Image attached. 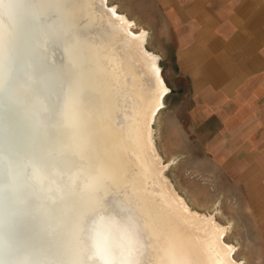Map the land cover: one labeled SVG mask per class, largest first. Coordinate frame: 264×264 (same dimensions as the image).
<instances>
[{"label": "bare ground", "instance_id": "obj_1", "mask_svg": "<svg viewBox=\"0 0 264 264\" xmlns=\"http://www.w3.org/2000/svg\"><path fill=\"white\" fill-rule=\"evenodd\" d=\"M107 1L120 34L84 65L38 33L28 56L13 54L19 21L0 15V264H75L98 200L136 214L143 264H243L224 239L231 225L193 210L166 177L152 126L168 91L160 55Z\"/></svg>", "mask_w": 264, "mask_h": 264}, {"label": "rangeland", "instance_id": "obj_2", "mask_svg": "<svg viewBox=\"0 0 264 264\" xmlns=\"http://www.w3.org/2000/svg\"><path fill=\"white\" fill-rule=\"evenodd\" d=\"M111 3L118 4V10L129 18L141 21L139 24L146 27L150 37L146 49L161 58L160 73L168 91L152 126L160 157L164 164L170 160L166 177L193 210L216 212L218 223L231 225L224 239L235 246V259L243 264H264V232L261 225H256L263 223L264 200L250 196H260L264 184L247 182L257 173L245 165L246 152H232L230 129L217 137L216 121H203V112L194 110L198 105L175 64L166 10L158 0L107 1L108 5ZM256 155L259 158L263 152Z\"/></svg>", "mask_w": 264, "mask_h": 264}, {"label": "crops", "instance_id": "obj_3", "mask_svg": "<svg viewBox=\"0 0 264 264\" xmlns=\"http://www.w3.org/2000/svg\"><path fill=\"white\" fill-rule=\"evenodd\" d=\"M158 2L194 110L216 121L217 137L230 129L232 152H246L245 165L257 173L247 182L264 184V0ZM250 196L264 200V189ZM256 225L264 232V219Z\"/></svg>", "mask_w": 264, "mask_h": 264}, {"label": "clouds", "instance_id": "obj_4", "mask_svg": "<svg viewBox=\"0 0 264 264\" xmlns=\"http://www.w3.org/2000/svg\"><path fill=\"white\" fill-rule=\"evenodd\" d=\"M0 15L19 21L10 47L21 58L31 53L38 33L46 44L62 48L70 61L84 65L100 52L108 54V45L120 34L117 23L104 18L103 0H0ZM49 70L60 72L55 64ZM142 227L133 211H113L98 200L80 222L75 264H143Z\"/></svg>", "mask_w": 264, "mask_h": 264}]
</instances>
